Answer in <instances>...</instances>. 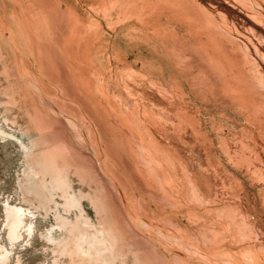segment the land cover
<instances>
[{"label":"rangeland","instance_id":"1","mask_svg":"<svg viewBox=\"0 0 264 264\" xmlns=\"http://www.w3.org/2000/svg\"><path fill=\"white\" fill-rule=\"evenodd\" d=\"M162 1L105 0V13L98 2L90 0L89 21L96 23L95 18H100L105 24L107 40L110 34L116 40L120 38L121 44H114L113 49L121 59L123 53L130 57L127 63L122 60V72L114 71L111 75L123 87L121 97L117 96L119 113L137 115L134 111L139 110L135 102L139 88L135 80L139 73L136 71L150 70L149 76L154 79L153 90H147L153 95L157 124L153 129L155 140L147 145L169 167L171 177L180 170L179 184L172 182L173 188L165 196L159 188H147L136 182L131 187L121 181L116 170L122 163L117 155L121 153L115 150L114 134L99 135L98 127L87 120L84 125L81 105L87 94L82 93L85 86L79 84L83 80L70 79L74 84L69 87L65 74H56L60 85L54 77L40 75L37 60H28V56L35 59L33 53L27 55L21 50L23 45L18 42L17 30L5 31L1 23L4 15L0 13V244L14 248L11 264L16 263L17 256L23 264H99L86 260L82 263L77 256L62 254L59 243L54 245L40 237V232L58 224V213H68L65 200L59 195L54 196L58 206L50 202L44 207L43 197L38 195L43 193L42 196L50 199V189L43 182L38 184L41 179L30 181L27 171L32 166L40 168L41 152L54 150L57 145L60 152L56 151L58 147L55 152H65L68 156L70 189L82 198L87 214L95 220H115L116 230L134 239L129 246L126 244L127 250L135 254L127 251L129 264H136L135 256L142 253L148 257L141 259L143 264L148 259L156 264H264V0H194L195 4L193 0L190 3L177 0L189 4L193 13L204 12L214 17L209 25H195L198 20L194 18L189 21L192 25H187L178 9L175 16L155 14ZM221 2L229 6L228 13ZM4 21L14 23L15 14H5ZM89 32L93 41L95 31ZM88 33L83 44L89 41ZM37 57L41 58V54ZM145 58L151 60L143 61ZM50 59L55 68L54 58ZM217 66L222 68L218 71ZM53 67L50 71L57 73ZM162 72L165 87L160 89L170 87V99L158 92ZM109 81L105 90L112 97V92L118 89ZM102 102L106 101L102 99ZM166 113L170 122L165 118ZM39 124H45L47 130L42 132ZM25 146L32 147L30 153ZM182 160L187 161L193 175L200 177L202 188H196L190 173L183 171ZM209 163L210 173H205L200 165ZM41 189L46 193L40 192ZM95 200L104 211H100ZM8 203L36 211L34 222L38 231L30 243L25 241L16 247L8 243ZM76 216L77 211H71V218L75 220ZM55 238L58 242L65 238L68 247L74 249L71 239L61 231L57 230ZM119 261L114 263L122 264Z\"/></svg>","mask_w":264,"mask_h":264},{"label":"crops","instance_id":"2","mask_svg":"<svg viewBox=\"0 0 264 264\" xmlns=\"http://www.w3.org/2000/svg\"><path fill=\"white\" fill-rule=\"evenodd\" d=\"M93 1L95 2V0ZM97 2L100 4L99 8L106 13L105 0H98ZM0 13L4 15L1 23L4 25L5 31L6 29L7 32L17 30L18 42L24 46H22L21 50L27 55L30 51L33 53L35 59L32 60L30 56H28L30 59H27L29 61L37 60L38 68L41 69L40 75L45 74L46 76L48 74L50 77H54L57 84L60 85L61 83L58 81L56 74H59V76L65 74L69 81L65 83L69 84V87L74 84L70 79L83 80V83L79 82V84L85 86L81 89L83 94H87L86 99L85 96L83 97L84 102L81 105V109L84 112V125L87 120L90 125L98 127L99 135L107 137V134L110 135L114 132L113 134L118 136L115 149L120 151L119 153L121 154L117 155L123 161L119 163L120 168H116V170L120 174L121 181L128 183V186L130 185L131 187H134L133 182H136L142 183L145 187L159 188L165 192L164 196L167 191L172 190L171 183L173 182L176 185L175 182L180 178V170L178 169L177 176L171 177L169 175V167L159 158L155 149H151L147 145L149 141L155 140L153 129L154 125L157 124L155 120L157 117L153 111V95L149 91L153 90L154 79L149 76L150 70H142L143 68H140L139 71H136L139 73L137 80H135V86L139 88V91H137L138 97L135 100L137 104V107H135L139 110L137 112L134 109L137 115L129 117V113L125 115L122 112L119 113L120 100L118 99L122 95L120 88L123 87H119L111 75L114 71L122 72L124 65L122 60L124 61L125 59L127 63L130 61V57H126L123 53L124 59H121L117 50L113 49L114 44H121L120 38L116 40L110 34L107 40L105 24H102L100 18H95L96 23L93 20L89 21L91 13L90 0H0ZM12 13L15 14L16 21L6 24L4 21L5 14L9 15ZM91 29L95 31L93 41H91V33H88V30ZM87 33L89 41L83 44L84 35ZM37 54H41V58L37 57ZM50 57L54 58L55 68L52 65L53 62H50ZM144 60L150 61L151 58H145ZM143 66L146 67L148 65ZM51 67L56 69L57 73L50 71ZM162 75L163 81L157 86L159 88L158 92L161 93L162 97L170 99V87L160 89V86L165 87L163 72ZM108 81H113V85L115 83L114 89H118V91L112 92L114 94L112 97H109L106 93L107 90H105L108 87ZM46 82L47 80H43V83ZM76 84L78 85V82ZM186 97L188 96L186 95ZM102 99L106 102H102ZM121 107H123L122 103ZM103 110H106V112H103ZM165 115L166 120L170 122L169 114L166 113ZM162 116L164 117V114ZM108 125L109 127H107ZM116 146L121 148H116ZM161 149L167 154L170 153L163 147ZM180 162L185 164H182L183 171L190 173L191 181H193L195 187L202 188L204 184L202 182L200 184V177L198 179V176L193 175V171L188 168L187 161L182 160ZM130 163L134 167H131ZM126 166L127 168H125ZM200 166L201 169L206 171L205 173H210V163ZM128 167L133 169L136 167L135 171L136 173L139 171L138 175H133L131 172L133 169L130 171ZM140 177H142L141 180ZM202 178L209 181L206 176H202ZM142 180L145 181V185Z\"/></svg>","mask_w":264,"mask_h":264},{"label":"bare ground","instance_id":"3","mask_svg":"<svg viewBox=\"0 0 264 264\" xmlns=\"http://www.w3.org/2000/svg\"><path fill=\"white\" fill-rule=\"evenodd\" d=\"M115 1V0H114ZM194 1V0H193ZM197 1V0H195ZM195 1H194V4H195ZM210 1V0H209ZM189 3H190V0H189ZM192 3V2H191ZM201 3V2H200ZM217 3V2H216ZM215 3V4H216ZM221 7L223 8V10L225 12L228 13V11L230 10L229 9V6L227 5V3H224V2H221ZM187 3H179L177 0H163L162 1V5L158 7V9H156V13L155 14H164V15H173L174 16L176 15L175 13V10H179V12L182 14V17L183 19H185V22L187 25H192V23H189V21L194 18V20H198L195 25H209L211 24V21L212 19H214V17L212 18V16H209L208 14L204 13V12H200L201 14H199V12H194L191 11V8H190V5L187 4ZM197 4V3H196ZM218 5V4H217ZM141 6V5H140ZM197 5H193L192 7H196ZM228 6V7H227ZM199 7V6H198ZM196 7V8H198ZM202 8V7H200ZM208 10V9H207ZM206 10V12H207ZM196 11V10H195ZM198 11V9H197ZM202 11H205L204 9ZM210 13V12H209ZM263 14V13H262ZM227 15V14H226ZM264 16V14H263ZM180 18V19H181ZM246 18H248V16H246ZM179 19V18H178ZM182 19V20H183ZM252 19V18H250ZM199 20L201 21V23L199 22ZM248 21V20H247ZM214 22V20H213ZM217 22V20H216ZM180 23V22H179ZM182 23V21H181ZM250 23H252V21H250ZM185 24V25H186ZM227 24V23H226ZM254 24V22L252 23ZM257 25H259V23H255ZM254 24V25H255ZM214 25V24H213ZM232 25V24H231ZM213 27V26H212ZM260 27V26H259ZM262 27V26H261ZM215 28V27H214ZM255 29V28H254ZM257 29H260V28H257ZM256 29V30H257ZM262 29H264L262 27ZM223 30V29H222ZM261 30V29H260ZM215 32L217 30H214ZM221 31V30H220ZM264 31V30H263ZM223 33V31H221ZM259 32V31H257ZM226 34V32H225ZM200 35V34H199ZM264 35V34H263ZM228 36V35H227ZM217 37V36H216ZM207 38V37H205ZM150 39V37H149ZM212 39L215 40V37ZM152 40V39H151ZM210 42L212 41L211 38L209 39ZM213 40V41H214ZM204 41H208L207 39L204 40ZM220 41V40H219ZM222 42V41H220ZM163 43V42H162ZM205 43V42H204ZM208 43V42H207ZM226 43V42H225ZM206 44V43H205ZM216 44V43H215ZM164 45V44H163ZM213 46V45H211ZM217 46V45H216ZM252 46V45H251ZM165 47V46H164ZM215 48V47H214ZM213 49V47H212ZM211 49V50H212ZM165 50V49H164ZM218 50V49H217ZM168 51V50H167ZM214 51V50H213ZM219 51V50H218ZM221 51V50H220ZM255 51V50H254ZM259 51V50H258ZM216 52V51H215ZM177 56V55H176ZM192 56V55H191ZM178 57V56H177ZM184 57V56H183ZM193 58V57H192ZM212 58V57H211ZM180 59V58H179ZM188 60H190L188 58ZM193 60V59H191ZM183 61V60H182ZM202 61V60H200ZM214 61V60H213ZM181 62V61H180ZM212 62V61H211ZM216 62V61H215ZM219 62V60L217 61V63ZM179 63V62H178ZM183 63V62H182ZM198 63V62H197ZM216 64V63H215ZM219 64V63H218ZM211 65V63H210ZM176 66V65H175ZM219 66H223V65H219ZM230 67V66H229ZM220 69L222 67H218L217 66V69ZM218 69V71H219ZM224 71H226V68L224 69ZM232 70V69H231ZM230 70V71H231ZM230 71H228L230 73ZM227 72V73H228ZM223 73V72H222ZM221 73V74H222ZM228 73V74H229ZM231 74V73H230ZM229 74V75H230ZM224 75V74H223ZM228 75V77H229ZM233 75V74H232ZM225 76V75H224ZM226 77V76H225ZM219 78V77H218ZM224 79V78H223ZM222 79V80H223ZM236 79V77L234 78ZM31 80V79H30ZM36 80V79H35ZM33 81V80H32ZM200 81V80H199ZM202 82V81H201ZM219 82V81H218ZM229 82V81H228ZM231 82V81H230ZM239 82V81H238ZM19 83V82H18ZM21 83V82H20ZM86 83V82H85ZM199 83V82H198ZM204 83V82H203ZM233 83V82H231ZM90 84V83H89ZM201 84V83H200ZM199 84V85H200ZM208 84V83H207ZM218 84V83H217ZM222 83L220 82V84L218 85H221ZM235 84V83H233ZM239 84V83H238ZM203 85V84H202ZM216 85V86H218ZM230 85V84H229ZM84 87V85H82ZM90 86V85H89ZM236 86V85H235ZM235 86H233L235 88ZM203 87V86H202ZM219 87V86H218ZM221 87V86H220ZM237 87V86H236ZM242 88V87H241ZM244 88V87H243ZM36 89V88H35ZM233 89V88H232ZM239 89V87H238ZM245 89V88H244ZM245 91V90H244ZM247 92V91H246ZM252 94V93H251ZM222 95V94H221ZM248 95V94H247ZM245 95V96H247ZM244 96V97H245ZM256 96V94H255ZM223 97V96H222ZM238 97V96H237ZM248 97V96H247ZM240 98H242L240 96ZM243 99V98H242ZM85 100V99H84ZM248 100V99H247ZM245 103V102H244ZM247 103V102H246ZM40 115V114H39ZM38 115V116H39ZM43 115V114H42ZM36 116V115H35ZM38 116H36L38 118ZM153 117V116H152ZM41 118V117H40ZM41 120V119H40ZM47 121V120H46ZM39 122V121H38ZM49 122V121H48ZM46 124V123H45ZM45 124L41 125L39 127V129L42 131V132H45L47 130V127L45 126ZM85 127V126H84ZM49 129V128H48ZM85 129V128H84ZM50 130V129H49ZM49 130L47 132H49ZM53 130V129H52ZM51 131V130H50ZM3 132V131H1ZM114 133V132H113ZM111 133V134H113ZM9 135V134H8ZM14 137V138H17L15 135L13 134H10L9 137ZM112 136V135H111ZM110 136V137H111ZM42 137V135H41ZM89 137V136H88ZM44 138V137H43ZM45 140L48 138H44ZM90 139V138H89ZM112 139L116 140V138H114V135L112 136ZM111 139V140H112ZM41 140V139H40ZM60 141H58L59 143ZM63 142V140H62ZM52 143V142H51ZM54 143V142H53ZM116 143V141H115ZM50 144V143H49ZM48 144V145H49ZM55 144V143H54ZM25 145V144H24ZM46 145V144H45ZM97 145V144H96ZM35 146V145H34ZM54 146V145H53ZM26 147V146H25ZM38 147V146H37ZM55 147V146H54ZM58 147V150L56 151H59V147L60 146H56ZM55 147V149H56ZM64 147V146H63ZM28 150H29V153H30V150H32V147H26ZM25 148V149H26ZM40 148V147H39ZM116 148H121V147H117ZM123 148V147H122ZM23 149V150H25ZM34 149V148H33ZM55 149H48V150H45L43 152H41V161H40V168H38L37 166H34L35 168H38V169H35L33 166L32 167H29L28 168V171L27 173L29 172V180L32 181V180H38V179H41L40 180V183L38 184H41L43 182V184H45L47 187H49L50 189V199H47L45 195L42 196L43 193H41V196L38 195L39 197H43L42 198V202L44 207L46 208L47 205L50 203V202H53V203H56L55 199H54V196L55 195H59L61 196L64 200H65V211L68 213H66L67 215H63L61 213H58L56 215L57 217V222L58 224L54 225L51 227V228H48L46 229L45 232H40V237L44 240H46L47 242H50L54 245H59V247L61 248V250L59 249V251H61L60 253L62 254H68L70 257L74 258L73 256H77L78 258L77 259H81L79 261H82V263H85L83 262L84 260H86V263H88V261H96L97 263L99 262V264H115L114 262L116 260H120L122 261V264H129V254L127 251H129V253L132 252V250H127L126 248V244H131L133 243V240H131L130 238H128L129 236L127 235H123V233H125L124 231H122L123 233H119L118 230H116V223L114 225V221L112 222V220H105L103 218H99L97 220L93 219L92 217H90L86 210L84 209L83 205H82V202H81V199L79 196H77L74 192H73V188H71V183H69V168L68 166H70L71 164L67 161V157L66 155L63 153V154H59V153H56L55 152ZM116 150V149H115ZM61 151H63V148L61 149ZM114 152V151H113ZM122 152V151H121ZM28 153V154H29ZM32 154V153H31ZM101 154V152H100ZM33 155V154H32ZM37 155V154H36ZM39 155V154H38ZM99 155V153H98ZM97 156V155H96ZM117 157V156H116ZM120 158V157H119ZM164 159V158H163ZM162 160V159H161ZM101 161V160H100ZM99 161V163H100ZM123 161V160H122ZM128 162V161H127ZM69 163V165H68ZM98 163V165H99ZM73 165V164H72ZM127 165V164H125ZM128 166V165H127ZM127 166L125 168H127ZM130 166L132 167L133 165H131L130 163ZM134 167V166H133ZM136 168V167H135ZM134 168V169H135ZM171 168V167H170ZM79 169V168H78ZM128 169H133V168H130L128 167ZM134 169L131 171L134 174H137L136 171H134ZM175 170V169H173ZM80 171V170H79ZM102 171H105L106 170H102ZM109 171V169H108ZM129 171V172H130ZM128 172V173H129ZM102 173V172H101ZM132 173H130L132 175ZM76 174V172H75ZM107 174V172H106ZM140 174V173H139ZM80 175V174H79ZM138 175V174H137ZM82 176V175H80ZM141 176V175H140ZM49 178L50 181L46 182V180ZM80 178V177H79ZM109 178V177H108ZM82 179V177L80 178ZM28 181V182H30ZM33 182V181H32ZM82 182V180H81ZM114 182V181H113ZM143 182V181H142ZM178 182V181H177ZM34 183V182H33ZM145 183V182H143ZM179 184V182H178ZM145 185V184H144ZM177 185V184H176ZM39 186V185H38ZM150 186V185H149ZM43 187V186H41ZM151 187V186H150ZM153 187V186H152ZM29 188V187H28ZM39 188V187H38ZM45 188V187H44ZM148 188V187H147ZM178 188V186H177ZM48 189V188H47ZM36 190V189H35ZM38 190V189H37ZM179 190V188H178ZM45 192L43 191L42 189L40 190V192ZM48 192V191H47ZM46 193V192H45ZM180 193V192H179ZM127 194V193H126ZM128 196V195H127ZM48 197V196H47ZM92 198V197H91ZM37 199V198H36ZM94 200V199H93ZM97 200V198H96ZM95 200V201H96ZM98 201V200H97ZM96 201V202H97ZM39 202V200H38ZM100 202V201H99ZM61 204V203H60ZM96 203L94 202V206H96L97 204L100 206L101 208V205L97 202V204L95 205ZM58 206V203L55 204V206ZM97 205V206H98ZM61 206V205H60ZM98 206V207H99ZM97 207V208H98ZM99 208V209H100ZM102 210L100 211H104L105 209L104 208H101ZM104 209V210H103ZM46 210V209H45ZM76 210L77 211V216L75 218V220L73 219V217L71 218V211H74ZM109 210V209H108ZM108 210L106 211V216H108L107 212ZM6 211H7V229L8 230V234H7V241L8 243L12 246V247H16L18 245H20L21 243L23 242H27V243H30L31 240L34 239V237H36L35 235L37 234L36 232L38 231L37 229V226L34 222V217H35V212L31 209V208H25V207H22V206H18V205H11L10 203H8L6 205ZM110 212V211H109ZM65 213V212H64ZM102 213V212H101ZM75 214V213H74ZM105 215V214H104ZM105 216V218H106ZM112 216V215H111ZM111 216H110V219H111ZM99 217V215L97 216ZM109 217V216H108ZM56 222V223H57ZM121 223V222H120ZM210 224V223H209ZM118 225V224H117ZM119 229V225L117 226ZM121 228V226H120ZM40 229V228H39ZM58 231H61L62 234H65L66 238L68 239H71V245L74 244V249H72L70 246V248L68 247V241L64 238L63 240H61V242H58L55 238V234L56 232ZM41 231V230H40ZM44 231V230H43ZM126 231V230H125ZM6 232V231H5ZM59 233V232H58ZM128 234V233H127ZM137 234V233H136ZM5 240V239H4ZM4 242V241H3ZM2 242V243H3ZM7 244V242H5ZM25 244V243H24ZM23 244V245H24ZM8 245V244H7ZM22 245V244H21ZM11 247V248H12ZM132 247V245H131ZM129 247V249L131 248ZM20 248V247H19ZM23 247H21L22 249ZM18 249V248H17ZM20 249V250H21ZM68 249H71L72 251L68 250ZM18 251V250H17ZM58 251V249H57ZM56 251V252H57ZM70 251V252H69ZM55 252V253H56ZM141 252V251H140ZM209 252V251H208ZM20 253V252H19ZM54 253V254H55ZM138 253V252H137ZM136 253V254H137ZM14 248L12 249H9L6 245L4 244H0V264H11L12 261H13V258H14ZM59 254V252H58ZM132 254V253H131ZM134 254V253H133ZM132 254V255H133ZM19 255V254H18ZM64 255V257H65ZM135 255V254H134ZM178 255V254H177ZM184 255V254H183ZM59 256V255H58ZM61 256V255H60ZM145 255L142 253L140 255H136L134 259L136 264H143L142 263V258L144 257ZM184 256H187V255H184ZM183 256V258H185ZM187 257H190V256H187ZM186 257V258H187ZM57 258V256L55 257ZM67 258V257H66ZM71 258V260H72ZM133 258V257H132ZM144 258H148V257H144ZM191 259V258H190ZM189 259V260H190ZM56 260V259H55ZM74 260V259H73ZM76 260V258H75ZM145 260V259H144ZM147 260V259H146ZM150 259H148L147 261L151 264V262L153 261H149ZM183 260V259H182ZM192 260V259H191ZM222 260V259H221ZM78 261V260H77ZM119 261V262H120ZM95 262V263H96ZM147 262V263H148ZM155 261L152 262V264L154 263ZM158 262V261H157ZM183 262V261H182ZM200 262V261H198ZM208 262V261H206ZM146 263V264H147ZM159 263V262H158ZM157 263V264H158ZM15 264H23L22 262V258L20 256H17V259H16V263ZM57 264V262L55 263ZM89 264V263H88ZM145 264V263H144ZM156 264V263H154ZM206 264V263H205Z\"/></svg>","mask_w":264,"mask_h":264}]
</instances>
